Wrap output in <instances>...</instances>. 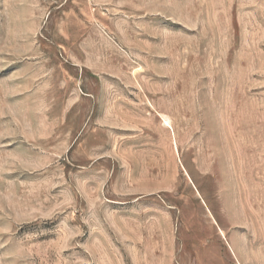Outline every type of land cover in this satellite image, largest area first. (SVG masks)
Listing matches in <instances>:
<instances>
[{
	"label": "rangeland",
	"instance_id": "374dc122",
	"mask_svg": "<svg viewBox=\"0 0 264 264\" xmlns=\"http://www.w3.org/2000/svg\"><path fill=\"white\" fill-rule=\"evenodd\" d=\"M0 264H264V0H0Z\"/></svg>",
	"mask_w": 264,
	"mask_h": 264
},
{
	"label": "bare ground",
	"instance_id": "6f19581e",
	"mask_svg": "<svg viewBox=\"0 0 264 264\" xmlns=\"http://www.w3.org/2000/svg\"><path fill=\"white\" fill-rule=\"evenodd\" d=\"M165 122H166V124H167L168 126L172 127L171 122H170V120H169L168 118H165ZM221 232L224 233L223 230H221Z\"/></svg>",
	"mask_w": 264,
	"mask_h": 264
}]
</instances>
